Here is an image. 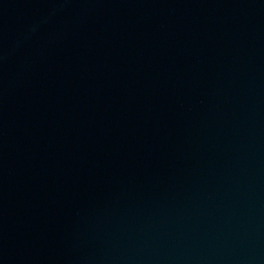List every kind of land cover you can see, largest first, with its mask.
<instances>
[{"label": "water", "instance_id": "1", "mask_svg": "<svg viewBox=\"0 0 264 264\" xmlns=\"http://www.w3.org/2000/svg\"><path fill=\"white\" fill-rule=\"evenodd\" d=\"M0 264H264V0H0Z\"/></svg>", "mask_w": 264, "mask_h": 264}]
</instances>
